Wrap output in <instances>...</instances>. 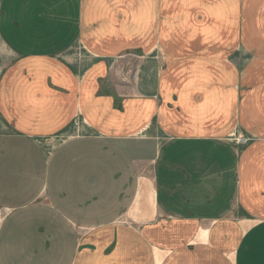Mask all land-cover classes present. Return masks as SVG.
I'll list each match as a JSON object with an SVG mask.
<instances>
[{
  "label": "crops",
  "instance_id": "obj_1",
  "mask_svg": "<svg viewBox=\"0 0 264 264\" xmlns=\"http://www.w3.org/2000/svg\"><path fill=\"white\" fill-rule=\"evenodd\" d=\"M0 264H264V0H0Z\"/></svg>",
  "mask_w": 264,
  "mask_h": 264
}]
</instances>
